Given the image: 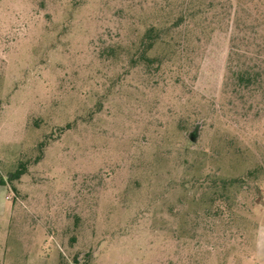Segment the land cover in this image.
<instances>
[{
  "label": "rangeland",
  "instance_id": "rangeland-1",
  "mask_svg": "<svg viewBox=\"0 0 264 264\" xmlns=\"http://www.w3.org/2000/svg\"><path fill=\"white\" fill-rule=\"evenodd\" d=\"M173 1L0 0V264H264V0Z\"/></svg>",
  "mask_w": 264,
  "mask_h": 264
},
{
  "label": "trees",
  "instance_id": "trees-1",
  "mask_svg": "<svg viewBox=\"0 0 264 264\" xmlns=\"http://www.w3.org/2000/svg\"><path fill=\"white\" fill-rule=\"evenodd\" d=\"M195 7V0H174L173 2L167 4H160L159 6L154 5V10L161 12L165 25L159 27L157 24L152 23L146 28L143 34V57L148 65H153V63L157 60L155 57L147 56L146 51L153 47L159 33H170L171 31L177 30L183 24H188V26L191 25L194 20V16L197 13ZM184 41H188L187 36H184ZM257 73L258 72H250L248 69H243L237 74V84L243 87H251L255 85L257 81H259L257 80ZM23 169L24 166L21 164L16 172H14L13 177H19L22 173H24ZM230 181H236V179L221 180V183L223 184L222 187H225ZM216 197L221 198L219 194H216Z\"/></svg>",
  "mask_w": 264,
  "mask_h": 264
},
{
  "label": "water",
  "instance_id": "water-1",
  "mask_svg": "<svg viewBox=\"0 0 264 264\" xmlns=\"http://www.w3.org/2000/svg\"><path fill=\"white\" fill-rule=\"evenodd\" d=\"M197 125L193 128L192 131H190L188 133V137L191 141H195L196 140V137H197V134H198V131H197Z\"/></svg>",
  "mask_w": 264,
  "mask_h": 264
}]
</instances>
